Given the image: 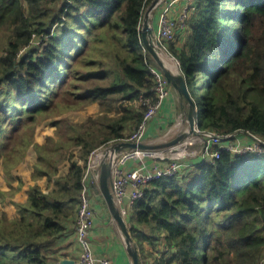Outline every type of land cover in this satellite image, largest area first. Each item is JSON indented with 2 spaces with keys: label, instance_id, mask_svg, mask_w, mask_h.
Listing matches in <instances>:
<instances>
[{
  "label": "trees",
  "instance_id": "obj_1",
  "mask_svg": "<svg viewBox=\"0 0 264 264\" xmlns=\"http://www.w3.org/2000/svg\"><path fill=\"white\" fill-rule=\"evenodd\" d=\"M150 1L0 0V165L9 186L1 198L13 203L26 185L13 169L34 144L25 129L39 116L110 101L104 117L56 120L60 137L34 144L35 183L25 201H14L18 217H0V264L60 263L59 244L76 226L90 152L128 135L131 121L134 131L147 110L144 100L156 99L149 66H161L142 48L140 30ZM195 4L178 37L183 43L168 42V49L201 110L198 126L264 139V0ZM72 145L81 146L84 162H71L59 175ZM211 150L220 157L152 181L133 207L130 230L141 253L145 243H165L155 264H264V154ZM43 178L56 188L44 189ZM94 189L103 196L100 185Z\"/></svg>",
  "mask_w": 264,
  "mask_h": 264
},
{
  "label": "built area",
  "instance_id": "obj_2",
  "mask_svg": "<svg viewBox=\"0 0 264 264\" xmlns=\"http://www.w3.org/2000/svg\"><path fill=\"white\" fill-rule=\"evenodd\" d=\"M153 4L152 9L160 6L156 31L149 24L153 31L152 42L158 51L162 45L167 47L166 42L175 41L179 35L186 33L188 30V19L195 10L196 4L195 0H151L146 4L142 13L141 31L144 25V18L146 17L149 20L150 11L152 10L150 7ZM142 45L146 52L148 50L147 46L144 42ZM172 56L176 64L180 66L178 59L174 55ZM149 69L155 81L156 99L144 100L147 110L144 113L142 122L130 134L93 149L88 156L75 226L79 246L75 264H112L109 258L96 257L90 238L97 219L93 186L100 185L102 174L106 167L109 168V175H111V191L115 204L121 213L125 215L128 208L133 210L135 203L144 196L145 189L148 188L152 181L161 179L164 176L185 172L186 167L192 166L193 162L184 161L183 159H190L199 153L197 149L191 153L188 152L186 144L190 136L187 137L186 141L169 148H125L121 151L114 150V145L119 142L144 143L148 124L162 108L164 100L170 96L172 88L164 70L155 65H150ZM199 118V108L197 107V126L196 132L192 133L193 139L199 135L202 136L201 143L207 140L212 146L219 145L235 153L256 156L264 154V139L258 134L244 130H238L231 134H219L210 130H202L198 126ZM184 145L186 146L183 147ZM181 150L182 153L179 154ZM219 157L220 152L214 151L208 161L212 162L214 158ZM164 161H166L165 165L163 164ZM59 264H62V262L60 261Z\"/></svg>",
  "mask_w": 264,
  "mask_h": 264
},
{
  "label": "crops",
  "instance_id": "obj_3",
  "mask_svg": "<svg viewBox=\"0 0 264 264\" xmlns=\"http://www.w3.org/2000/svg\"><path fill=\"white\" fill-rule=\"evenodd\" d=\"M159 13H160V6L150 11V17L148 22L150 25H152V28L155 31L158 26ZM183 39L184 38L181 37L177 38V40H175L177 41L176 45L181 46V44L184 41ZM166 44L168 45V42H166ZM158 54L161 57V54L163 53H161L158 50ZM171 67L175 68V71L173 69H170V71L174 72V74L182 73L181 68L178 64L175 63L174 65H171ZM171 86H172V90L170 96L166 100H164L162 108L148 124V129L146 132L144 144H147L149 146H154V148L172 147L174 145H169V144L173 140L188 133L190 130L188 115L192 106L189 105V103L183 98V96L179 93V91L174 87L173 84ZM187 124H188V127H186L187 131L182 132L184 131L185 129L184 127ZM161 133L164 134L161 135ZM187 137L184 138L183 140L186 141L188 139ZM240 137H242V135H240ZM211 149H212V145H210L209 142L206 140V142H204L201 145L200 149L199 150L197 149L199 152L198 155L191 157L190 159H183V160L193 162V164L196 161L197 162L208 161L214 152ZM163 164L165 165L166 161H164ZM193 164L192 166L189 165L188 167H186L187 173L191 172L194 169ZM33 171H34V167H33ZM31 173L32 172H23L21 175L18 170L17 174L20 175V177H22L26 182L24 188L17 194L18 199L20 201L26 200L27 197L26 190L30 184H34V181L31 180L32 179ZM39 184L44 189H46L49 185V183H47L45 178L40 180ZM52 185L53 184H50L49 190L50 188H53ZM110 187H111V183H110ZM4 188H7V186ZM102 199L103 200H98V196H97L94 201V207L96 209L97 219H96V226L92 230L90 238L92 241V246L94 248L95 255L97 258H109L112 261V264H133L132 256L128 251V247L126 243V235L124 233V230L121 226L120 228H118L120 224H118L117 226L116 223H118L119 221L112 212L104 195L102 196ZM122 216L124 218V221L127 224H130L129 226L131 227L132 215L130 216V218H127L128 216L127 213L125 215L122 214ZM116 226H117V230H116ZM129 232L131 233V230ZM118 233L120 237H122V240L121 238L119 239ZM160 244L163 245V247L165 248L164 241H161L156 246H152V245L149 246V244L145 243L144 250L146 251V247H147V249L150 252H154V249H156L158 252L160 251V249H158L160 248L159 247ZM60 245H61L60 252L63 253V257H61V260L77 259L79 246L76 238L75 227L73 228V230H71L68 236L62 242H60ZM138 250L142 261V253L140 251V248H138ZM159 257L157 256V258ZM153 262L156 263V260L153 259Z\"/></svg>",
  "mask_w": 264,
  "mask_h": 264
},
{
  "label": "rangeland",
  "instance_id": "obj_4",
  "mask_svg": "<svg viewBox=\"0 0 264 264\" xmlns=\"http://www.w3.org/2000/svg\"><path fill=\"white\" fill-rule=\"evenodd\" d=\"M159 51L161 53H163V54H161V57L159 56V60L162 61V63L164 64V66L168 70L173 69L175 71V68L171 67V65H174L176 62L172 56L173 54H171V52L168 49V45H167V47L162 45L161 48L159 49ZM171 85L172 84L170 83V86ZM171 88H172V86H171ZM195 107H197V106H194V108ZM54 109L49 111L48 113H45L42 116H39V118L33 124V127H32L33 130H32V128H28V127H27V129H25V132H27V133L30 130L31 135L33 136L34 144H39V145L45 144V143H47V140L49 137H54V138L60 137L59 133H61V129H60V127H58L56 125V122H55L56 120L67 121V122H70L73 124H79V123L87 122L90 118L96 119V118L104 117L105 111L107 109H110V101L105 100L102 102L87 103L84 106H80V107L72 108V109H55V110ZM200 116H201V110H199V117ZM132 125H133V121H131L128 125L127 131H126L127 134H130L133 131ZM186 127H188V124L184 127L185 129L182 132L187 131ZM62 131L64 133L69 132L67 127L63 128ZM70 134H71V132H70ZM163 134L164 133H161V135H163ZM188 136H190V139L187 140V142H188L186 144L187 146L184 145L183 147L186 146L188 152H190V153L193 150H196V149L199 150L201 145L203 144V143H201L202 142V139H201L202 136L197 135L196 136L197 138H195V139H193V137H194L193 134H190ZM191 137H192V139H191ZM183 141H181V142H183ZM34 144L32 142L31 145L28 147V149L26 151L25 159L22 162H20L17 166H15V168L13 169V174L16 175L18 173V170H19V173L21 175L23 172H32L33 173V167H34V165L37 161V158H38V154H37V151L34 147ZM70 149L72 151V156H71V158L66 159L64 162H62L60 164L59 175H66L68 173V170L70 169V166H71V162L78 161L81 164H83V162H84V160L81 159V154H82L81 146L72 145L70 147ZM180 149H181V147H180ZM32 173H31V175H32ZM6 175L7 174L4 170V166L0 165V190H2L3 187H6V186L9 187L8 183L4 181L6 179L5 178ZM31 175H30V178H31ZM18 176H20V175H18ZM45 179H46L47 183H49V180L47 178H45ZM29 181H30V179H29ZM107 181H108V184L110 185L111 175H108ZM5 184H6V186H5ZM45 184H46V182H45ZM52 184H53L52 185L53 188H50V190L56 188V184H54V183H52ZM49 186L50 185H48V187ZM48 187H47V190H49ZM93 191L96 192V189L93 188ZM96 196H98V200H103L101 194L100 195H99V193L94 194V198H96ZM1 197H2V195L0 193V217H2L3 214H6L5 217H7V219L8 218L13 219V218L18 217V210H17V207L14 203V201H16V200L20 201L18 199V196L16 195V196H14V198L11 199V201L13 203L6 202V198H7L6 196H3L4 198H1ZM133 212L134 211L132 209L128 208L127 218H130V216L133 215ZM116 224L118 226V224H120V223L118 222ZM126 225H127L128 230L130 231V226H129L130 224L126 223ZM117 226H116V230H117ZM120 226H121V224L119 225L118 228H120ZM118 236H119V239L121 238V240H122V237H120L119 233H118ZM130 236L133 239V246L136 248H139L138 245L136 246L135 240H134L131 233H130ZM160 245H159L160 248H158V249H160V251H158V252L156 249H154V252H150L146 247V251L145 250L142 251V261L140 258V264H149V263L155 264V262H153V259H156L157 256L162 257L164 252H166V248H164L163 245H161V246ZM60 246L61 245L59 244V250H60ZM149 246H151V245H149ZM59 250L56 252V254L59 252ZM52 259L55 260V257H52Z\"/></svg>",
  "mask_w": 264,
  "mask_h": 264
},
{
  "label": "water",
  "instance_id": "obj_5",
  "mask_svg": "<svg viewBox=\"0 0 264 264\" xmlns=\"http://www.w3.org/2000/svg\"><path fill=\"white\" fill-rule=\"evenodd\" d=\"M153 6H154V4L150 7V9H152ZM141 33H142L143 42L145 43V45L147 46V48L149 49L151 54L159 62L161 68L164 70V73H165L169 83L173 84L174 87L183 96V98L189 103V105L192 106L190 111H189V115H188L190 130L188 133H186V134L180 136L179 138L173 140L169 144V145H175V144H178L179 142H181L188 135L196 132L197 107L194 108V106H196V105H194L193 99L190 96L184 75L182 73L174 74V72L168 70L164 66L162 61L159 60L158 51L156 50V48L152 42L153 41V38H152L153 31H152V28L150 27V25L148 23V18H146V17L144 18V25H143ZM125 148H154V146H149V145L144 144V143H137V142H130V141L119 142V143L114 145L115 151H121ZM108 175H109V168L106 167L104 169V172H103L102 178H101V182H100L102 193H103L106 201L108 202L112 212L114 213V215L116 216V218L118 219L119 223L121 224V226L124 230V233L126 235V243H127L128 251L130 252V254L133 258V264H140L139 250H138V248L133 246V239L130 236V232L127 228L126 222L124 221V218L122 216L121 211L119 210V208L115 204L114 197H113V194L111 191V187L107 181ZM61 262H62V264H75V260H73V259H63V260H61Z\"/></svg>",
  "mask_w": 264,
  "mask_h": 264
},
{
  "label": "bare ground",
  "instance_id": "obj_6",
  "mask_svg": "<svg viewBox=\"0 0 264 264\" xmlns=\"http://www.w3.org/2000/svg\"><path fill=\"white\" fill-rule=\"evenodd\" d=\"M179 125V124H178ZM197 138V137H196ZM182 153V150L179 152V154H181Z\"/></svg>",
  "mask_w": 264,
  "mask_h": 264
}]
</instances>
